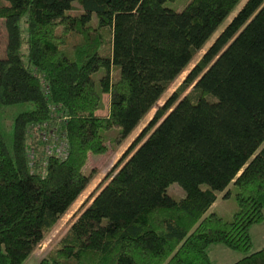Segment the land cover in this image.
Instances as JSON below:
<instances>
[{
  "label": "trees",
  "instance_id": "16d2710c",
  "mask_svg": "<svg viewBox=\"0 0 264 264\" xmlns=\"http://www.w3.org/2000/svg\"><path fill=\"white\" fill-rule=\"evenodd\" d=\"M165 1L0 0V113L29 105L13 118L11 143L0 126V264H22L80 194L89 154L108 148L104 131L117 126L122 141L152 106L40 264H212V243L251 248L250 227L264 218V0H245L159 104L239 0H189L181 10ZM100 93L109 94L105 113ZM51 104L69 116L68 155L31 163L30 149L40 154L31 125ZM172 182L184 196L167 193ZM231 182L239 208L225 221L207 210ZM230 264H264V245Z\"/></svg>",
  "mask_w": 264,
  "mask_h": 264
},
{
  "label": "rangeland",
  "instance_id": "374dc122",
  "mask_svg": "<svg viewBox=\"0 0 264 264\" xmlns=\"http://www.w3.org/2000/svg\"><path fill=\"white\" fill-rule=\"evenodd\" d=\"M188 1L189 0H167L164 2V5L173 8L175 10H181L188 3ZM244 1L245 0H239L235 4V6L230 11V13L225 17V19L219 25L217 30L211 35L210 38H208L205 41V43L197 51V54L190 60L185 70L180 72L171 81L169 86L166 88V90L157 100V103L159 104L162 103L164 98L180 84L188 68H190L194 64V62L204 52L208 44H210L214 36L224 27V25L230 20L232 15L240 8V6L244 3ZM80 10H81L80 5L77 2H74V8L71 10V12L77 13ZM91 21L92 23L96 21L95 15H93ZM22 27H23V34H26V30L23 24ZM77 40H79L78 35L70 36V40H69L70 42H74ZM4 42H5V30L3 26V20L0 19V56L4 54ZM103 72L104 69L101 68L93 74V77L97 82V90H99L98 79L103 74ZM118 75H119V69L118 67H115L114 78L116 79ZM100 94H101V104H100L101 107L100 109H98V113H105L109 103V94L108 93H104V94L100 93ZM28 107L29 105L27 103H16L6 106L4 107V109H2L0 113V126L8 143H11L12 140V124H13L14 116L22 109ZM154 111H155V106H152L141 118V120L134 127V129L127 135V137L120 142H116L115 140H113V137L115 136L118 130L117 126H113L104 131L107 139L106 143L108 145V148L104 153L101 154H91V153L89 154L84 170L88 172L90 169H93V173L88 183L80 192V194L76 197V199L61 214V216L59 217L57 222L53 225V227L45 234L42 240L35 246V248L31 251V253L25 258L22 264H40L41 259L48 253V251L51 248L54 247V245L57 243L60 237L68 229L72 221L78 215L80 210L91 201L92 196L108 180L112 172H114L118 163H120L123 152L131 143L133 138L144 127V125L147 124L148 120L151 118ZM148 132L145 134L143 139L147 136ZM226 190H228L227 194H225ZM237 191H238L237 185L231 182L225 190L220 191L218 193L217 199L209 207L207 213L213 211L218 213L225 221L232 220L234 213L239 208L236 198ZM167 193H169L175 198H180L184 196L185 191L177 182H172L167 186ZM250 236H251L252 245L247 252H242L239 250L229 248L222 243L210 244L207 250L211 259V263L229 264V262H233L237 258L243 256L245 253L254 251L260 248L261 246H263L264 218L261 222H257L251 225ZM217 247H223V250H218Z\"/></svg>",
  "mask_w": 264,
  "mask_h": 264
},
{
  "label": "built area",
  "instance_id": "2783aa9c",
  "mask_svg": "<svg viewBox=\"0 0 264 264\" xmlns=\"http://www.w3.org/2000/svg\"><path fill=\"white\" fill-rule=\"evenodd\" d=\"M50 117L42 122H36L31 125L36 131L37 143H40L39 153L33 147L29 151L31 163L39 156L40 162L46 165L47 157L55 156L64 159L69 151V139L66 129V121L68 119L67 112L60 113L61 105H50Z\"/></svg>",
  "mask_w": 264,
  "mask_h": 264
},
{
  "label": "crops",
  "instance_id": "0c3cea01",
  "mask_svg": "<svg viewBox=\"0 0 264 264\" xmlns=\"http://www.w3.org/2000/svg\"><path fill=\"white\" fill-rule=\"evenodd\" d=\"M214 203V202H213ZM218 248V250H223V247H217ZM228 263V262H227ZM231 262H229V264H230Z\"/></svg>",
  "mask_w": 264,
  "mask_h": 264
}]
</instances>
